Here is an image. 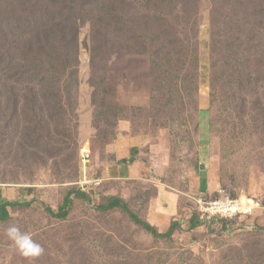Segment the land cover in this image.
<instances>
[{
    "label": "rangeland",
    "instance_id": "374dc122",
    "mask_svg": "<svg viewBox=\"0 0 264 264\" xmlns=\"http://www.w3.org/2000/svg\"><path fill=\"white\" fill-rule=\"evenodd\" d=\"M1 1L0 198L22 206L0 222V264H264V0H93V14L87 0ZM54 17L76 20L79 44L65 124L25 60L24 43L57 34ZM98 29L119 52L93 68ZM73 189L89 200L73 194L66 219L50 214ZM111 197L159 233L182 227L155 240L101 210ZM227 198L244 214H209Z\"/></svg>",
    "mask_w": 264,
    "mask_h": 264
},
{
    "label": "trees",
    "instance_id": "16d2710c",
    "mask_svg": "<svg viewBox=\"0 0 264 264\" xmlns=\"http://www.w3.org/2000/svg\"><path fill=\"white\" fill-rule=\"evenodd\" d=\"M80 2L84 3L86 0H81ZM80 2L78 1V5L75 2H71V9L80 8ZM89 6L91 8L93 14L94 8L93 6L98 1L87 0ZM1 3L6 4L5 0H2ZM2 10H7L2 7ZM103 10V9H102ZM113 10H110V13ZM77 13V12H76ZM81 20V19H79ZM52 29L57 32H49L47 36H43L41 32H38L32 40L24 43V47H26V66L28 64L29 73L33 78V81L39 82V84L47 82L49 84V88L51 89L52 93L46 95L45 97H52L53 100L50 105V114L51 118L57 119L61 124H65L66 120H68V116L72 115L70 111L68 112L66 106L72 108L74 106V93L72 89L76 86L78 79L76 77V70L78 69L79 65V44H78V37L76 33L69 34L68 24L71 28V31H76V20L75 23L71 22L68 23L63 19H58L54 17L53 21L51 22ZM110 22H107L105 27H109ZM122 28H116V32H121ZM115 32V31H114ZM60 33V34H59ZM107 35V34H106ZM109 35L111 37H109ZM118 36L108 32V35L103 38L99 39V29L96 31V36L94 37V42L99 41L98 45L94 46V50L102 53V56L93 59V68H95L100 63L105 64L106 61L108 62L107 55L110 54H118V50L116 48L117 43H114L111 46L110 52L109 50V42L113 41ZM2 43V42H0ZM4 46L5 44L2 43ZM2 59L7 60L9 58L8 50L6 47L3 49L1 53ZM105 57L102 61V58ZM104 67H106L104 65ZM105 79L103 78V81ZM3 95L0 93V103H2ZM15 98V103L18 102V93L12 92L11 99ZM25 99L33 104L32 111L36 113L37 111L43 112L44 109L38 107V94L31 90L30 97L24 96ZM38 117V116H37ZM37 125H40L39 121H36ZM48 127L46 123L42 126H38L39 129H44ZM75 194L77 197L89 200L88 196L79 189L71 190L64 201L63 207L61 208L58 214H54L53 210L50 208L48 212L50 214L61 218L66 219L68 214L70 213L72 199L71 196ZM1 197V196H0ZM31 203H24V205L29 206ZM22 206L20 202H7L3 198H0V222H5L10 219L11 215L8 211L9 207H16ZM100 209L103 211H111L114 209H121L129 217L139 225L147 234H149L153 239L158 241H171L175 234L181 229V224L178 222H173L168 231L166 233H159L156 228H154L149 222L142 220L139 218L138 215L133 213L127 203L117 197H111L107 200V202L100 206ZM201 221L198 217L194 216L190 222V230H194L199 227Z\"/></svg>",
    "mask_w": 264,
    "mask_h": 264
},
{
    "label": "built area",
    "instance_id": "2783aa9c",
    "mask_svg": "<svg viewBox=\"0 0 264 264\" xmlns=\"http://www.w3.org/2000/svg\"><path fill=\"white\" fill-rule=\"evenodd\" d=\"M82 162H83V169L86 171V168L88 167L89 159L91 157V151L89 147L85 146L82 151ZM98 185H100V182H97ZM240 205V207L238 206ZM244 205V204H243ZM241 203H237L235 201H231L229 198L226 200H221L219 202L212 203L211 207H209V214L214 215V214H221L225 215L228 219L234 218L238 214H244L238 213V210L242 211V206Z\"/></svg>",
    "mask_w": 264,
    "mask_h": 264
},
{
    "label": "crops",
    "instance_id": "0c3cea01",
    "mask_svg": "<svg viewBox=\"0 0 264 264\" xmlns=\"http://www.w3.org/2000/svg\"><path fill=\"white\" fill-rule=\"evenodd\" d=\"M132 144H133V141H132ZM128 167H131V166H128ZM110 168L116 170L118 168V166L115 164H112ZM124 168H126V166ZM111 169L108 170L109 173L112 171Z\"/></svg>",
    "mask_w": 264,
    "mask_h": 264
}]
</instances>
